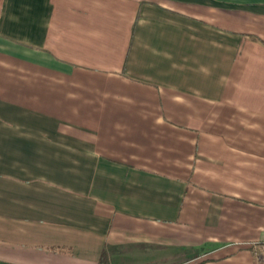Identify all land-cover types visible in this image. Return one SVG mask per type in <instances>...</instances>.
Instances as JSON below:
<instances>
[{
    "label": "crops",
    "instance_id": "1",
    "mask_svg": "<svg viewBox=\"0 0 264 264\" xmlns=\"http://www.w3.org/2000/svg\"><path fill=\"white\" fill-rule=\"evenodd\" d=\"M0 264H264V0H0Z\"/></svg>",
    "mask_w": 264,
    "mask_h": 264
}]
</instances>
